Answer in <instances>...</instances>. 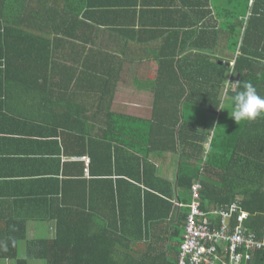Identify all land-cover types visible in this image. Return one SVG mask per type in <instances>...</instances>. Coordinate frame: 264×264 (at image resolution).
<instances>
[{
    "label": "trees",
    "instance_id": "trees-1",
    "mask_svg": "<svg viewBox=\"0 0 264 264\" xmlns=\"http://www.w3.org/2000/svg\"><path fill=\"white\" fill-rule=\"evenodd\" d=\"M40 2L0 0V58L7 59L9 63L17 62L18 68L12 67V74L20 73L19 82L27 83L23 88L24 94L20 92V95L27 97L25 93L31 85L39 82L44 75L31 66L41 62V67L50 69L48 74L52 73L51 70L57 73L64 81L66 97L80 101L74 108L73 104L69 106L72 116L67 121L78 125V129L73 131L74 136L81 135L82 146L91 142L86 153L92 159V181L82 178L84 164L89 168V158L85 157L84 162L67 163L72 170L75 169L76 182L85 185L87 190H99V185L110 183L109 180L102 181L105 175H96L93 165L100 161L109 142L121 150L120 144L123 143L133 153H129L128 163L136 165L139 176L145 175L142 182L153 193L145 191V198L140 194L132 198L135 201L126 204L118 199L123 194L121 189L113 186L111 206L116 225L109 227L91 222L93 217L90 212L103 213L106 210L91 208L87 201L91 195L84 199L87 201L84 205L72 204L67 197L63 198V207L51 214L50 222H54V227L49 224L53 230L51 233L45 228V231L29 233V219L15 214L1 216L0 263L178 264L185 233L184 222L190 209L187 208L186 214L180 216L175 224H170L166 233L161 235L149 232L146 226L156 215V211L152 214L154 209L150 208L151 199H158L164 205L161 207L156 202L157 212H163L158 219L167 218L173 207L172 202L162 197L171 193L160 192L162 196L158 195L157 186L148 182L147 173L153 171L148 158L156 148L181 156L177 187L190 190L185 204L192 202V186L200 182L203 186V210L209 211L213 207L230 210L235 206L233 226L238 224L243 214H248L243 225L256 243L254 250L248 251L250 259L247 260L244 254L242 264H264V246L259 248L264 241V116L236 123L229 114L232 109L230 98L234 93L228 84L239 81L242 86L244 82H251L264 96V0H170L171 7L187 16L185 34L182 35L185 41L180 49L183 52L191 50L194 56L177 60V52L170 49L169 58L157 60L155 122L165 126L166 122L158 120L166 121L169 117L161 115L156 118L158 113L178 114L177 120L172 123L170 136L157 140L152 134L147 139L129 134L125 129L130 127L131 121L112 111L111 103L118 92L119 82H125L123 77L127 63L137 60L131 58L130 39L126 37V32L135 33L138 29L146 35L149 29L154 28L158 2L145 7L139 15L136 12L127 15L123 25L115 19L114 4L108 16L102 18L95 17L96 12L87 13V19L81 22L77 18L78 13L68 10L57 15L53 10L40 9ZM136 20L137 24L138 21L147 22L148 30L137 25ZM177 27L179 24L174 25L175 30ZM180 36L176 31V34L170 35V40L175 42ZM85 42H103L105 49L103 52L90 51L84 47ZM132 42L139 41L134 39ZM142 44L151 46L150 43ZM221 46L225 54L217 55L215 50ZM171 47L175 48L173 44ZM24 67L29 68L23 71L21 68ZM133 80L140 82L136 76ZM87 104L95 108L92 109V116L89 115V107L85 106ZM220 105L224 106L223 110H220ZM92 120L94 124L103 121L101 136L98 133L93 141V134L88 135L92 133ZM130 120L133 123L138 121ZM141 122L138 127L149 124ZM155 124L150 126L154 125L156 131ZM93 143L104 146L95 150ZM79 156H85L83 150ZM111 158L113 160L108 159V162L113 161L112 178L135 177L118 165L120 157L117 151ZM102 162L105 160L102 159ZM102 173H105L103 169ZM207 219L212 225L219 223L217 217Z\"/></svg>",
    "mask_w": 264,
    "mask_h": 264
},
{
    "label": "crops",
    "instance_id": "crops-1",
    "mask_svg": "<svg viewBox=\"0 0 264 264\" xmlns=\"http://www.w3.org/2000/svg\"><path fill=\"white\" fill-rule=\"evenodd\" d=\"M156 2H158L159 9L158 14H156V24L153 25L154 28L148 30L146 26L147 22L138 21L137 24L136 20L137 25L145 27V31L148 30L147 37L145 35L146 32L144 33L143 30L141 33L138 29L135 33L126 32V37L130 39L128 47L131 52V58H136L137 60L136 62L130 61V63H127V69L124 72L126 75L123 77L125 78V82H119L117 86L118 92L111 103V110L129 118L128 121H131L130 127L125 129L129 134L146 137L145 139L152 134L153 138L156 137L157 140V138L166 139L167 136H170L169 132L173 129L172 123L177 120L178 114L172 112L170 115H166L163 112L158 113L156 118L162 117L161 115L169 117L168 119L166 118V121H162L160 118L159 120L157 119L160 122H166L165 126L159 122H155V91L154 98H149L146 91L150 90L148 87L146 90H143L144 84L141 83V78L140 82H135L133 78L135 76L139 77V68L146 73L145 70L149 71V68L158 63V59L169 58L170 49L177 52V60L187 56H194L190 53L191 50L182 51L185 41L182 35L185 34L184 28L186 27L187 16L178 13L175 7H171L170 0H41L39 8L48 12L53 10L57 15H62L69 10L73 13H78L77 18L82 22L87 19V13L96 12L95 17L104 18L108 16L107 13H110L111 6L114 4L116 8L115 19L119 20L123 25L126 23L127 15L134 14V12L139 15V12L143 11L145 7L149 8L150 4ZM178 24L179 27L175 30L174 25L177 26ZM126 25H129V23ZM131 25L134 24L131 23ZM176 31L181 36L179 40L174 42L170 40V35L176 34ZM134 39L139 42L133 43ZM122 40L124 41V39ZM142 42L150 43L151 46L142 44ZM76 43L81 44L77 41ZM174 43H177V45H174ZM172 44L175 47L174 49L170 48ZM181 44L182 48L180 49ZM84 47L93 52H103L105 49L103 42L101 44L85 42ZM223 49L224 47L222 46L217 47L215 50L217 51V55L225 54V51H222ZM16 63L14 61L9 63L7 59L0 58V81H2L0 83V217L15 214V216L29 219L27 225L29 233H38L40 230H44V228L45 230L48 229L51 233L53 230L49 224L54 227V222L53 224L50 222L51 214L57 213L63 207L61 200L67 197L72 204L79 203L84 205L88 201V205L91 208L106 209L103 213L90 212V215L93 217L91 222L94 223L96 221L99 225L107 227L116 225V223H113L111 206L113 201V186L116 189H118L117 187L121 189L123 194L121 197L118 195V199L126 204L135 201L132 198H137L140 194L145 198V191L153 193L145 186V182H142L145 181V175L139 176L136 165L128 163L129 153H133L129 152L123 143L120 144L123 148L121 150L120 147L115 145L113 147L112 143L109 142L108 149L103 152L100 161L93 165V171L98 176L105 175V178H101L103 179L102 181L109 180L110 183L105 182L99 185V190H87L85 185L83 186L79 182H76L75 169L72 170L67 163L74 161L84 162L85 157L89 158L90 164L88 169L86 164H84L85 173L82 175V178L90 179V181L93 179L90 167L92 159L86 153L91 146V142L86 146H82L81 135L77 134L75 137L73 133L74 129H78V125L76 126L75 122L73 124L70 123V125L67 121L72 116L69 106L73 104L72 107L74 108V106L80 104V101L74 97V99L66 97V93L63 92L65 91V84L62 78L52 70L53 74H48L50 69L41 67V62L39 65L31 67H34L37 73L44 75L39 79V82H34L31 85L27 94L25 93L27 97H24L23 91L25 89L23 88L27 83L19 82L21 80L20 73L12 74V67L18 68ZM130 65H137L139 68L133 70ZM29 67L21 69L24 71ZM157 85L154 82L150 88L158 90ZM131 91H135V93H131ZM20 92L23 93V97L20 95ZM133 96L152 100L151 105H153V108L149 115H143L146 112V108L143 105L149 104V100L145 99L146 101L140 103L133 101L131 99ZM70 101L71 103L68 104L67 102ZM85 106L89 107V115L92 116V109L95 108L90 107V104ZM130 118L138 121L133 123ZM141 121L149 124L138 127L139 123H142ZM151 123H156V131L154 125L151 128ZM95 124L92 120V133L88 134H93L92 141L98 133L101 136L103 130L102 120H99L98 123L95 122ZM132 126H135V128L132 129ZM71 128L73 129L71 130ZM102 140L108 143L105 139ZM93 146L97 150L104 145L93 143ZM136 146L139 147L140 144L137 143ZM81 150H83V155L85 156H79ZM114 151H117L118 157H120L118 165L121 168L123 167L130 175L133 174L134 178L130 179L126 176H123V178H112L114 165L113 161L108 162V159H112L111 155ZM98 152L100 153L101 151L99 150ZM102 159L105 162H102ZM180 160L181 156L170 150L158 151L155 148L149 155L148 163L153 166V171H150V174L147 173L148 182L157 186L159 189L158 195L162 196L160 192L171 193L167 197H162H164L163 200L170 201L173 204L170 214L167 218L161 220L158 218L163 212H157L159 209L156 202L161 207L164 205L158 199H156L157 201L151 199L150 208L154 209L152 214L156 211V215L152 216L154 218L153 221L146 224V226L149 232L155 235L166 233L170 224H175L180 216L185 215L187 212L188 204H185L184 201L187 198L189 199L190 190L185 191L177 187ZM102 169L105 173H102ZM140 178L141 180H137ZM126 181L131 182L135 187L129 185ZM68 185L70 188H68ZM138 189H141V191ZM89 195H91V198ZM88 196L89 199L85 201L84 199L88 198ZM0 264L10 263L1 262Z\"/></svg>",
    "mask_w": 264,
    "mask_h": 264
},
{
    "label": "built area",
    "instance_id": "built-area-1",
    "mask_svg": "<svg viewBox=\"0 0 264 264\" xmlns=\"http://www.w3.org/2000/svg\"><path fill=\"white\" fill-rule=\"evenodd\" d=\"M202 190L200 182L193 184L178 264H242L244 254L247 260L250 259L248 251H253L256 243L243 225L248 214H243L238 224L233 226V213L237 208L203 210ZM208 217H217L219 223L210 224ZM262 246L264 241L259 248Z\"/></svg>",
    "mask_w": 264,
    "mask_h": 264
},
{
    "label": "clouds",
    "instance_id": "clouds-1",
    "mask_svg": "<svg viewBox=\"0 0 264 264\" xmlns=\"http://www.w3.org/2000/svg\"><path fill=\"white\" fill-rule=\"evenodd\" d=\"M234 93L231 96L232 109L229 113L236 122L253 121L258 117L264 116V96L260 95L257 88L251 82H244L243 85L238 82H228ZM224 106L220 105V110Z\"/></svg>",
    "mask_w": 264,
    "mask_h": 264
},
{
    "label": "rangeland",
    "instance_id": "rangeland-1",
    "mask_svg": "<svg viewBox=\"0 0 264 264\" xmlns=\"http://www.w3.org/2000/svg\"><path fill=\"white\" fill-rule=\"evenodd\" d=\"M227 52V51H226ZM215 53L217 54V51H215ZM131 66V68L133 69V70H135V69H138L139 67L137 66V65H130ZM150 70L149 71H147V70H145L146 71V73H144L143 71H142V69L141 68H139V70H140V75H138L139 76V78H141V83H143L144 85H143V90H146L147 89V87H148V89L150 90V91H146L147 93H148V97L149 98H154V91L155 90H152L150 87L151 86H153V83H154V81H155V79H156V76H157V73H158V63H155L153 66H152V68H149ZM131 93H135V91H131ZM153 95H152V94ZM137 97H140V96H133L131 99L133 100V101H137V102H144V101H146V100H149V104L147 103V104H144L143 106L146 108V112L143 114V115H149L150 113H151V109L153 108V105H151V103H152V100H150V99H148V98H137ZM146 99V100H145ZM146 113H148V114H146ZM175 242H177L178 240H174Z\"/></svg>",
    "mask_w": 264,
    "mask_h": 264
},
{
    "label": "bare ground",
    "instance_id": "bare-ground-1",
    "mask_svg": "<svg viewBox=\"0 0 264 264\" xmlns=\"http://www.w3.org/2000/svg\"><path fill=\"white\" fill-rule=\"evenodd\" d=\"M245 210V209H244Z\"/></svg>",
    "mask_w": 264,
    "mask_h": 264
}]
</instances>
